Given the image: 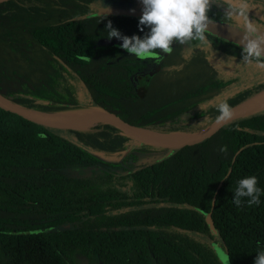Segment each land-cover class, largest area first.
<instances>
[{
    "label": "trees",
    "instance_id": "obj_1",
    "mask_svg": "<svg viewBox=\"0 0 264 264\" xmlns=\"http://www.w3.org/2000/svg\"><path fill=\"white\" fill-rule=\"evenodd\" d=\"M93 1L0 3L2 98L45 113L102 108L168 134L191 132L198 119L217 115L219 100L233 106L264 87L258 80L218 98L229 79L216 76L205 48L184 60L179 44L158 61V89L135 87L132 78L155 68V58L129 54L122 41L107 38L105 24L142 36L140 15H97ZM209 17L225 23L216 5ZM208 39L210 49L241 60L236 44L210 33ZM184 61L201 65L204 77L189 85L170 82L166 73L181 70ZM188 108L190 125L180 117ZM67 131L72 140L0 108V264H222L224 257L253 264L264 247V195L251 207H237L232 196L236 180L249 175L264 190V108L129 169L121 163L132 138L114 125ZM94 153L122 158L106 161ZM82 169L89 172H67Z\"/></svg>",
    "mask_w": 264,
    "mask_h": 264
},
{
    "label": "clouds",
    "instance_id": "obj_2",
    "mask_svg": "<svg viewBox=\"0 0 264 264\" xmlns=\"http://www.w3.org/2000/svg\"><path fill=\"white\" fill-rule=\"evenodd\" d=\"M139 2L142 8L137 27L139 32L143 33L142 36L123 35L113 28L110 20L105 24L107 38L122 41L120 47L135 58L140 60L162 58L160 52L170 55L174 44L187 45V48H211L212 41L208 39V33L209 25L213 21L209 17V12L215 5V0H139ZM224 3L227 4V7L223 8L225 23L232 27L235 22L243 33L239 42L242 46L240 64H254L257 68L264 69V33L261 32V26L249 18L248 13L252 9L249 0H224ZM230 60H235V57H230ZM214 108L217 115L204 116L203 122L214 120L220 124L233 118L234 111L227 100H219ZM221 151L226 149L222 148ZM258 183V177L255 175L237 179L232 196L233 204L237 207L245 204L248 207L258 206L261 203V195H264V190ZM253 264H264V247H259L256 251Z\"/></svg>",
    "mask_w": 264,
    "mask_h": 264
},
{
    "label": "water",
    "instance_id": "obj_3",
    "mask_svg": "<svg viewBox=\"0 0 264 264\" xmlns=\"http://www.w3.org/2000/svg\"><path fill=\"white\" fill-rule=\"evenodd\" d=\"M7 0H0V3ZM131 9L121 8V7H102L96 11L97 15H141V11L135 10L134 12L130 11ZM213 23L209 25V33L217 36L221 39H224L228 42L236 44L238 47L242 48L240 45V40L242 38L243 33L237 30L234 27L229 26L224 22H217L212 20ZM262 32V31H261ZM264 33V32H262ZM264 98V87L245 99L241 100L237 104L233 105L234 115L230 120H234L240 118L242 116L251 114L253 112L259 111L264 108V102L262 101ZM0 108L15 113L27 120L38 123L40 125L50 127L53 129H64V130H79V129H87L91 126L97 124H112L116 128L119 129V132L122 135H128L129 137L136 140L137 143H144L147 145L160 147L166 150L165 154L159 159L167 156L169 152L173 149L180 148L185 145H193L201 142L202 140L211 136L214 132L220 129L222 126L226 125L230 121L226 123L217 124L212 120L204 127L196 130L194 132H188L184 136H180V138L176 139H159L152 134L159 132L149 131L143 127H139L133 125L114 113H111L105 109L97 108L91 109L84 112L81 116L74 117L72 116L76 112H68V113H45L36 110H32L26 107L19 106L17 104L11 103L6 99L0 96ZM168 134H178V133H168ZM166 135V134H163ZM130 149L127 148L123 155ZM158 159V160H159ZM213 205V198L211 200V206ZM205 221L209 229L212 233H215V229L213 226V222L209 214H206ZM222 264H230L229 260L224 257L222 259Z\"/></svg>",
    "mask_w": 264,
    "mask_h": 264
},
{
    "label": "rangeland",
    "instance_id": "obj_4",
    "mask_svg": "<svg viewBox=\"0 0 264 264\" xmlns=\"http://www.w3.org/2000/svg\"><path fill=\"white\" fill-rule=\"evenodd\" d=\"M215 5L217 8H224L225 6L220 1L215 0ZM92 7L95 11H97L99 8L102 7H121V8H127V9H134L137 11H141L142 5L139 2V0H131L129 2H116V1H109V0H94L92 3ZM236 24L235 22L233 25ZM187 45H183L184 50L186 51V54L184 56H181L184 58V60H187L195 54L198 50L207 51V61L208 63L212 64L214 68H216V76L222 77V78H228L229 83L224 87V90L222 93H218V98L223 96L225 93L238 90L242 87H244L247 84L256 83L258 80H264V69L257 68L254 64L253 65H245L240 64L241 60L235 59L233 61L230 60V57L217 52L215 50H212L210 48H187ZM205 51V52H206ZM162 58H155L156 67L151 68L145 72H142L132 78V82L135 87H139L140 85H144L147 89L155 90L160 87L161 79L159 76V73H157L158 69V61L160 59H165L166 54L160 53ZM203 68L201 65H196V62L191 64L190 62H183V66L181 70L178 71H168L166 73L167 79L171 82H178L179 84H185L189 85L191 84L190 81H193L192 84L196 81H199L201 77H204ZM181 87V86H180ZM80 91V97L81 101L83 103H86L84 99L87 98V93L84 89H81L79 86ZM214 98H210L208 102L214 103ZM207 101L205 100L204 103ZM200 105H197L198 107ZM193 112V108H188L185 112L181 114V118L185 119V122L187 125L194 124L195 119L191 115ZM203 122V120L198 119L196 122V126L194 128H191V132H194L198 129V125H200ZM57 134L66 137L70 140H72L71 134L64 129H53ZM187 133H178V134H166L173 137L180 138V136H184ZM130 149L125 153H130L126 159L121 163V166L129 169L137 166L140 163H149L155 160H158L160 157H162L165 154V150L160 147H155L151 145H147L144 143H137L135 139L129 140ZM133 148V149H132ZM136 148L142 149L137 150ZM97 157H99L102 160L106 161H120L122 156H102L98 153H94ZM68 173H70L73 176L77 175H85L89 172V169H82V170H67Z\"/></svg>",
    "mask_w": 264,
    "mask_h": 264
},
{
    "label": "flooded vegetation",
    "instance_id": "obj_5",
    "mask_svg": "<svg viewBox=\"0 0 264 264\" xmlns=\"http://www.w3.org/2000/svg\"><path fill=\"white\" fill-rule=\"evenodd\" d=\"M249 4L252 8L248 13L250 20L255 21L258 26H261V31L264 32V0H249ZM232 27L239 30L238 24H234Z\"/></svg>",
    "mask_w": 264,
    "mask_h": 264
},
{
    "label": "bare ground",
    "instance_id": "obj_6",
    "mask_svg": "<svg viewBox=\"0 0 264 264\" xmlns=\"http://www.w3.org/2000/svg\"><path fill=\"white\" fill-rule=\"evenodd\" d=\"M264 102V98L262 100ZM74 108V107H73ZM81 112H84V111H81ZM82 114L84 113H79V112H76L75 114H73L72 116L74 117H78V116H81ZM152 136L156 137V138H159V139H176V137H173V136H170V135H163V134H158V133H154L152 134Z\"/></svg>",
    "mask_w": 264,
    "mask_h": 264
}]
</instances>
